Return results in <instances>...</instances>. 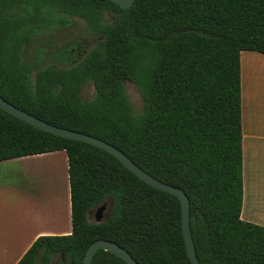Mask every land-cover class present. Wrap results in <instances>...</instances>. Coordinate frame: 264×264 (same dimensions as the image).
I'll list each match as a JSON object with an SVG mask.
<instances>
[{"label": "trees", "instance_id": "16d2710c", "mask_svg": "<svg viewBox=\"0 0 264 264\" xmlns=\"http://www.w3.org/2000/svg\"><path fill=\"white\" fill-rule=\"evenodd\" d=\"M72 19L94 45L68 67L26 58L40 35ZM264 54V0H0V96L59 127L98 137L189 199L200 264H264V226L241 219L240 52ZM133 82L143 109L125 92ZM91 82V98L81 97ZM64 150L71 232L41 235L15 264H81L103 238L138 264H192L179 198L108 151L44 131L0 108V160ZM112 199L109 216L87 217ZM90 264H128L99 249Z\"/></svg>", "mask_w": 264, "mask_h": 264}, {"label": "crops", "instance_id": "0c3cea01", "mask_svg": "<svg viewBox=\"0 0 264 264\" xmlns=\"http://www.w3.org/2000/svg\"><path fill=\"white\" fill-rule=\"evenodd\" d=\"M247 51L252 50L240 52L243 181L240 217L264 226V122L250 118L247 111L254 97L252 85L264 98V54ZM54 165H59L61 171L60 179L55 181L52 174L49 178L52 172L49 168ZM7 169L18 175L13 178L3 175ZM70 232L66 152L56 150L0 160V264L18 262L41 235Z\"/></svg>", "mask_w": 264, "mask_h": 264}, {"label": "rangeland", "instance_id": "374dc122", "mask_svg": "<svg viewBox=\"0 0 264 264\" xmlns=\"http://www.w3.org/2000/svg\"><path fill=\"white\" fill-rule=\"evenodd\" d=\"M95 41L96 38L87 34L85 31L84 22L81 19H72L69 23H60L47 32L40 34L28 46L26 58L29 61H36L39 64L49 63L58 67H68L77 62L82 55L94 45ZM247 53L260 55L258 52L253 51H247ZM123 84L134 110L136 112H141L143 109V102L136 85L126 79L123 81ZM252 90L254 92L253 102L249 103L250 106H248L247 111L250 118L262 123L264 122L262 121L264 120V98L261 94L258 95V91L260 90L256 88L255 85H252ZM93 92V85L91 82H88L82 87L81 97L89 99L92 97ZM49 170L52 171L49 172V178L52 174L54 181L60 179L61 171L59 170V165H54L51 169L49 168ZM3 175L13 178L18 174L16 171H9L7 169L3 171ZM103 202L106 204V209L103 212L102 220H105L109 216L112 199L107 197ZM98 205L92 208L88 213V219L91 222H96L95 210Z\"/></svg>", "mask_w": 264, "mask_h": 264}, {"label": "water", "instance_id": "95a60500", "mask_svg": "<svg viewBox=\"0 0 264 264\" xmlns=\"http://www.w3.org/2000/svg\"><path fill=\"white\" fill-rule=\"evenodd\" d=\"M112 2L118 4L120 7L128 8L133 3L134 0H111ZM0 108L7 111L8 113L40 128L44 131L50 132L52 134L72 138L80 141H84L93 145H96L112 155H114L128 170L133 172L136 176H138L140 179L148 183L149 185L158 188L160 190L172 193L176 195L179 198L180 205H181V228L184 236L185 246L188 253V256L192 262V264H200L197 255H196V249L194 245V241L191 234V228H190V214H189V199L185 192L180 189L177 186L170 185L168 183L162 182L161 180L153 177L151 174L143 170L141 167H139L136 163H134L123 151H121L119 148L115 147L114 145L98 138L93 135H89L80 131L72 130L65 127H59L53 124H50L24 110L21 108L11 104L4 98L0 96ZM112 205V202H111ZM95 207V206H94ZM92 207V208H94ZM90 208L87 212V217L89 211L92 209ZM106 209V204L102 202L100 205L96 207L95 210V219L96 222L104 221L102 220L103 212ZM111 209V207H110ZM110 212V211H109ZM106 220V219H105ZM103 249L108 250L116 255L123 258L128 264H138L133 257L130 255V253L117 244L116 242L108 239L98 238L94 240L87 248L84 257L82 259L81 264H90L94 254L97 250ZM70 264H73L72 261H70Z\"/></svg>", "mask_w": 264, "mask_h": 264}]
</instances>
